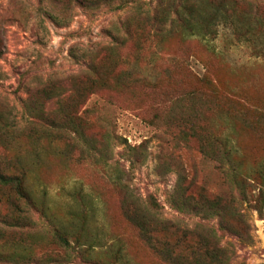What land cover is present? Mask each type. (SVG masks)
Listing matches in <instances>:
<instances>
[{"label": "rangeland", "instance_id": "obj_1", "mask_svg": "<svg viewBox=\"0 0 264 264\" xmlns=\"http://www.w3.org/2000/svg\"><path fill=\"white\" fill-rule=\"evenodd\" d=\"M91 1L0 0V106L12 133L7 159L21 162L36 201L50 208L48 220L79 232L94 262L106 264L116 256L121 264H168L125 216L121 190L111 183L120 177L155 218L190 232L187 241L177 243L182 233L154 226L157 239L178 244L176 253L183 258L174 264H264V30L253 27L244 35L218 25L216 35L205 41L178 30L159 40L134 15L152 16L157 0H123L124 6L120 0ZM246 4L264 23V0H237L236 12ZM127 24L129 36L123 34ZM103 58H111L117 71H127L129 84L123 80L108 92L89 87L93 74L102 76ZM136 79L175 87L172 95L194 84L212 98L208 111L198 99L182 108L193 107L199 122L202 111L210 133L228 139L236 189L224 173L227 166L204 158L195 142L176 137L177 129H166L182 111L174 107L168 114L169 94L140 102L147 85H133ZM47 83L63 93L64 116L50 138L43 136L49 125L30 121L27 112L34 103L56 109L39 93ZM85 86L91 95L74 110L77 90ZM220 99L232 102L227 107L217 104ZM232 103L246 110L240 113ZM83 143L94 152L85 153ZM181 177L189 194L219 196L224 218H203L183 208L174 195ZM29 214L31 220L39 218L32 210ZM38 220L39 227L22 235L34 238L31 257L62 258L64 252L52 245L44 228L48 220ZM58 259L56 264H63Z\"/></svg>", "mask_w": 264, "mask_h": 264}, {"label": "trees", "instance_id": "obj_2", "mask_svg": "<svg viewBox=\"0 0 264 264\" xmlns=\"http://www.w3.org/2000/svg\"><path fill=\"white\" fill-rule=\"evenodd\" d=\"M114 0H108V5L113 4ZM76 4H83L84 2L90 5L95 1L91 0H74ZM120 4L123 6L125 1L120 0ZM120 5L122 8L123 6ZM237 0H157L156 8L152 16L142 17L140 14H134L135 19L146 24L152 31V35L163 40L171 32L178 30L184 37H196L205 41L216 35V27L223 25L231 30L240 31V34L250 35L253 31V27H260L264 30V23L251 13V6L246 4L241 12L237 13L235 6ZM130 24H127L124 28L123 34L129 36ZM168 28V29H167ZM118 40L121 37L117 36ZM117 40V39H114ZM245 41V40H244ZM246 42V41H245ZM1 49V45H0ZM100 68L102 69V76L98 75V72L93 74L91 78V84L89 87H96L97 90L108 92L112 89V85L116 86L121 81L124 85L129 84L128 72L117 71V65L111 60V58H103L100 61ZM193 81L192 79L188 84ZM140 80H133V85L137 86L139 83L147 85L144 89L148 92L142 91L140 95V102L148 99L154 95L166 96L169 94L170 101L173 102L168 108V114H172L171 108L181 109L174 122L166 124V129L176 130L177 138L187 142H195L197 151L206 159L214 162L217 166H227L229 169L224 172L228 178L233 189L237 188L236 183V167L232 166L230 143L228 139L221 138L216 135H212L207 129V122H201V115L204 111H208L212 108L211 97L201 92L198 88H194V84L188 85V91L180 90L175 95H172L171 91L175 87L167 86L162 89L158 87L161 84H150L152 82H144ZM197 83V81L195 82ZM199 83L204 82L199 80ZM205 83L208 84L207 81ZM101 88V89H100ZM116 88V87H115ZM183 88V87H182ZM77 90L76 98L74 99V110L79 109L84 104V101L89 95L88 89L82 87ZM114 92L117 90L113 89ZM86 92V93H85ZM158 92V93H155ZM39 93L43 96L47 103L52 102L56 107L55 110L46 111L43 105L38 107L31 106L27 109L30 121H36L41 124H47L46 130L43 133L45 138L53 136V132L57 130L60 125L59 116H64L63 112L59 109L60 100L63 93L54 84L47 83L39 90ZM116 94V93H115ZM137 97V96H135ZM199 100L201 103L200 122L197 111L191 107L192 110L185 111L182 105L185 103H194L195 100ZM217 104L224 106H230L232 101L227 99H220ZM236 111L243 113L246 108L239 103H232ZM143 107H146L143 105ZM132 108L140 107L133 106ZM186 110L188 108H185ZM157 115H154L153 119H157ZM204 121V120H203ZM153 125V123L150 122ZM169 125V126H168ZM10 125L8 118L3 112L0 106V222L3 228H0V264H56L57 257L43 256L39 260H35L31 257L30 248L33 245V237L28 236L29 239L23 238L24 232H27L33 228L39 227L38 219L48 220L50 208L48 204L44 202H37L32 192L28 187L27 173L23 170L21 162L17 159H7L6 155L9 152V148L12 145L10 143L9 132ZM74 135H80L75 129ZM81 149L90 154L94 152L88 143H83ZM82 151V152H83ZM11 167V169H10ZM120 178V177H119ZM112 181L111 183L121 190L123 195L122 208L124 210L127 219L137 228L141 238L147 244V246L153 250L162 260L168 264H174L183 256L176 253L178 244L168 242L167 240H159L155 237L154 226H162L165 231L167 229H175L182 233V240L176 241L182 243L187 241L186 239L190 235V232L180 229L176 224H169L167 221H161L154 217V210L148 209L141 202L139 198L133 196L128 188L120 183V179ZM261 186H264V179H261ZM174 195L181 201L183 208L191 210L192 212L202 213L203 218L218 217L224 218V203L222 199L217 196L211 200L207 199L203 194L193 196L188 193L185 188V178L181 177L174 189ZM38 215L36 221L30 219L29 211ZM48 226L46 232H48L52 239V245H55L64 252V256L58 260H62L63 264H105L101 262H94L91 257V247L83 248L81 234L64 228V225L59 224L57 220H48ZM164 223H168L164 224ZM41 225V223H40ZM18 232V233H17ZM201 249H204L205 245H198ZM206 255L210 256L207 247L204 249ZM120 259L115 256L106 264H121ZM197 264V261H194Z\"/></svg>", "mask_w": 264, "mask_h": 264}]
</instances>
